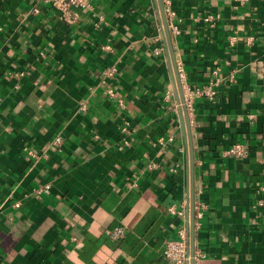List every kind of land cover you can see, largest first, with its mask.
I'll return each mask as SVG.
<instances>
[{
    "label": "crops",
    "instance_id": "1",
    "mask_svg": "<svg viewBox=\"0 0 264 264\" xmlns=\"http://www.w3.org/2000/svg\"><path fill=\"white\" fill-rule=\"evenodd\" d=\"M162 2L184 97L220 68L217 95L187 108L199 264H264V0ZM33 5L0 0V264H168L190 168L157 0H90L69 18ZM234 142L245 157L223 154Z\"/></svg>",
    "mask_w": 264,
    "mask_h": 264
},
{
    "label": "built area",
    "instance_id": "2",
    "mask_svg": "<svg viewBox=\"0 0 264 264\" xmlns=\"http://www.w3.org/2000/svg\"><path fill=\"white\" fill-rule=\"evenodd\" d=\"M239 2H244L245 0H237ZM32 2L35 4L33 5L32 11L37 12L38 11V4L39 3H50L55 4L56 9L58 11V14L62 18H69L71 16V8H88L90 5V0H32ZM165 16L167 19V24L169 31L172 34L179 33V26H178V20L175 19V13L173 10H171L168 7H164ZM204 21L207 23H212L213 17L211 15H206L204 18ZM166 47L163 44H160L154 49V52L156 54H160L162 52H165ZM219 66L215 65L211 70L210 73L212 74V79L208 82L207 85L202 86L200 88H195L193 92L190 91L188 87H186L188 91V96L184 97V105L187 110V108L191 105V98L192 96H206L208 98H213L217 95L219 92V87L221 84V77L219 75ZM113 72H115L114 67H110L106 74L109 76H112ZM232 77V75H230ZM183 92V90H182ZM108 95L112 98L114 96V93L111 90H108ZM167 96H170V93L167 92ZM120 105H122V102L119 100ZM81 110L85 109V105L81 104L79 107ZM129 123L127 121H124L123 125L121 126L120 130L122 133H125L129 128ZM172 136H169L167 138V141H172ZM61 142L60 136H57L53 140V144L55 146H58ZM160 143L163 142V140H159ZM124 144H127V141H124ZM180 151L185 152L187 151V147L180 149ZM223 154L225 156H231V157H238L243 158L247 155V149L244 144L239 142L232 143L229 147H227ZM154 165L149 164L148 169H153ZM128 188H134L136 187L135 182H127L126 183ZM50 186L49 184H45L43 186H40L36 189L37 193H46L48 192ZM262 201H258V205H262ZM14 206L18 207V203H14ZM188 207H189V197L187 195V198L183 201L181 204V207L178 210H173L172 207L168 208V210L172 213H176L178 216H182L186 219V226L182 227L178 231V237L175 239H169L166 240L164 243V246L162 248V257L167 261L168 264H190V260L192 259L193 264H199V260L202 257V254L194 249L193 255L191 256L189 254V245H188V228H189V219H188ZM202 215L200 206L198 204H195L194 202V223L195 220L200 218ZM105 235L110 240H120L125 236L126 228L123 225H118L112 229H106Z\"/></svg>",
    "mask_w": 264,
    "mask_h": 264
},
{
    "label": "water",
    "instance_id": "3",
    "mask_svg": "<svg viewBox=\"0 0 264 264\" xmlns=\"http://www.w3.org/2000/svg\"><path fill=\"white\" fill-rule=\"evenodd\" d=\"M157 2H158V7H159V12L161 15L162 23H163L165 39L167 42L169 54H170L172 65H173V71H174V76L176 80V91L178 95V103L180 105V112H182L186 132L188 136L189 168H190L189 207H188V219H189L188 245H189V254L192 256L194 252V189H193L194 159H193V148H192V142H191L192 135L190 132V124H189V119L187 116V110L184 105V97H183V92H182L181 83L179 79V74L177 71V66L175 64V58H174L173 50L171 47L170 31H169L167 19L165 16L164 5H163L162 0H157ZM190 264H193L192 259L190 260Z\"/></svg>",
    "mask_w": 264,
    "mask_h": 264
}]
</instances>
